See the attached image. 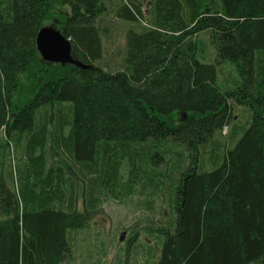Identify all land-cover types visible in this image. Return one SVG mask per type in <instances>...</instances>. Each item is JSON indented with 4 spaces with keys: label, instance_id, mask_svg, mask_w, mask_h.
Wrapping results in <instances>:
<instances>
[{
    "label": "trees",
    "instance_id": "obj_1",
    "mask_svg": "<svg viewBox=\"0 0 264 264\" xmlns=\"http://www.w3.org/2000/svg\"><path fill=\"white\" fill-rule=\"evenodd\" d=\"M59 3L69 10L54 22L87 67L36 48ZM104 3L0 0V131L8 145L25 134L28 159L19 188L0 173V264H67L70 232L96 224L103 194L145 178L155 188L137 202L165 206L131 226L126 257L143 229L161 242L147 245L153 264H264V0ZM108 10L127 27L106 56Z\"/></svg>",
    "mask_w": 264,
    "mask_h": 264
},
{
    "label": "rangeland",
    "instance_id": "obj_2",
    "mask_svg": "<svg viewBox=\"0 0 264 264\" xmlns=\"http://www.w3.org/2000/svg\"><path fill=\"white\" fill-rule=\"evenodd\" d=\"M107 8L110 5H115L114 0H104ZM149 0H145V5L143 6L145 12L149 8ZM58 8L54 15L46 20L43 24H53L57 27L55 20H58L60 17L59 12H68L69 8L66 4H57ZM113 12L108 10L102 18V24H108L111 32V42L110 39L106 38V54L115 50L122 49L124 42V33L127 27L125 21L115 17ZM58 28V27H57ZM201 37L206 38L205 34L202 33ZM213 51L212 47H206V54H211ZM111 55L107 54L106 56ZM121 59V55H115L114 67H119L120 63L118 62ZM222 72V77L224 75ZM236 116L233 115V118L237 119L239 122H244L249 115V108L242 105L235 104ZM244 109V115H240V111ZM225 132V129L223 130ZM11 143H7V138L3 131H0V159L2 160V171L4 178L9 184H13L15 188H19L22 183V169L24 168L25 162L28 161L23 154L22 141L25 143V134L19 142H15L14 138ZM172 170H167V173L164 178V183L167 189V194L171 198L174 194V184L172 178ZM126 166H122V177H126ZM142 184H138L140 187L132 190L129 195H126L125 192H122L119 195V192L115 193H104L103 194V204L102 209L94 216L96 224H92L88 229L82 231H72L70 235L73 234L75 238V245L77 254L71 259L67 264H153V257L150 256V252L147 250V245L152 246L153 249H158L160 246V241L149 239L150 237H145L144 230H141L142 235L137 236L138 248H132L130 250L129 257H126V251L123 249L125 238L131 231V226L134 223L137 224H146V220H151L153 216H157V211L165 206L161 197L157 198L154 201V211H147V207H142L143 204L137 202L146 198L147 191L149 190V195L152 196V191L154 190L155 182L151 178H145L141 181ZM163 190H164V185ZM151 189V190H150ZM160 189V187H159ZM110 190V189H109ZM143 201V200H142ZM158 209V210H157ZM167 204L164 211H167ZM153 213V214H152ZM141 225V226H142ZM141 229V227H140ZM126 230V231H125ZM74 232V233H73ZM90 239L89 240H87ZM90 242L92 246H90ZM135 244V243H134ZM144 245V246H142ZM98 248L99 252L96 253V249L91 250L92 247ZM149 247V246H148ZM150 248V247H149ZM88 252H91V256H87ZM99 257V261L95 263ZM157 258V257H156ZM155 260V258H154Z\"/></svg>",
    "mask_w": 264,
    "mask_h": 264
},
{
    "label": "water",
    "instance_id": "obj_3",
    "mask_svg": "<svg viewBox=\"0 0 264 264\" xmlns=\"http://www.w3.org/2000/svg\"><path fill=\"white\" fill-rule=\"evenodd\" d=\"M36 48L45 61L74 64L80 67L89 66L75 56L70 38L53 24H43L39 27L36 34Z\"/></svg>",
    "mask_w": 264,
    "mask_h": 264
}]
</instances>
